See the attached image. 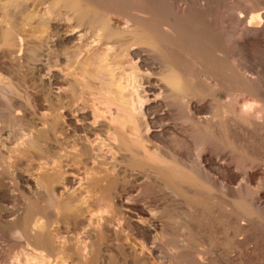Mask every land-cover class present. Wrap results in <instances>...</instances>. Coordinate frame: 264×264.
<instances>
[{
    "label": "bare ground",
    "instance_id": "6f19581e",
    "mask_svg": "<svg viewBox=\"0 0 264 264\" xmlns=\"http://www.w3.org/2000/svg\"><path fill=\"white\" fill-rule=\"evenodd\" d=\"M231 1L227 46L208 0H0V210L24 205L3 215L24 242L10 240L15 264L72 250L124 264L109 243L124 223L132 264H264V68L251 55L264 0ZM24 159L37 168L17 169ZM103 173L144 178L164 207L110 182L84 210ZM60 220L90 227L59 239Z\"/></svg>",
    "mask_w": 264,
    "mask_h": 264
},
{
    "label": "rangeland",
    "instance_id": "374dc122",
    "mask_svg": "<svg viewBox=\"0 0 264 264\" xmlns=\"http://www.w3.org/2000/svg\"><path fill=\"white\" fill-rule=\"evenodd\" d=\"M208 1H210L211 2V4H212V7H213V10H214V13H215V11L217 12L216 14H214L215 15V20H216V23L218 24L217 26H219L218 27V29H219V31L221 32V34L223 33H225L224 35L225 36H227V40H228V43H227V46H231L233 43H234V40H237V38H238V34H239V32H240V30H239V27L236 25V24H234L233 23V21L230 19L229 20V10L231 9V6H232V1L231 0H208ZM230 1V2H229ZM229 3H230V5H229ZM225 10H227V11H225ZM226 18V19H225ZM115 22L117 21V20H114ZM117 23H118V21H117ZM229 48V50H230V52H231V49H230V47H228ZM259 50L257 51V50H253V51H251V55H252V58L254 59V60H257V63H260L261 62V64L263 65V68H264V59H262V58H264V51L262 52V51H260L259 53ZM232 54H230V56H231ZM256 58V59H255ZM240 61H242L241 59H239ZM258 60L260 61V62H258ZM243 62V61H242ZM263 80H264V76H263ZM25 160V162H22L21 164L20 163H18V165H16L15 167L17 168V169H22L23 167V169H22V171L24 170V169H26L27 167H32V168H37V163L36 162H29L28 160H26V159H24ZM29 162V163H28ZM20 165H22L21 166V168H20ZM18 166V167H17ZM27 166V167H26ZM70 166V168L69 169H71L70 170V172H76V171H78V173H80V174H82L83 172L82 171H80L79 169H81V167L80 166H76L75 167V165H68V167ZM78 168V169H77ZM25 171V170H24ZM106 175V176H105ZM119 175H122V174H117L115 177L114 176H112V175H110V174H105V173H103L101 176L102 177H100V179H99V184H96V185H94V186H92V187H90L89 189H88V192L87 193H85V192H82L81 194H82V201H83V203H80V205L79 206H81L84 210L86 209V210H94V209H96V207H97V203L95 204V201H97L98 200V198L103 194V191L105 190V188L107 187V184L109 185L110 184V182L112 183V182H114V183H117L116 185H117V187L119 188V190H120V194L123 196V198L126 196V195H129V196H134V194H136V192L139 190V195H140V202H142V204L143 205H145L149 210H151L152 209V211L153 212H159V211H161V209L164 207V204H165V199H167V197H168V195H167V193H165V192H147V193H144L143 191H142V188H143V186H144V184H145V181H144V178H140V179H138V180H135L134 178H133V176H132V174L131 173H129V174H127L125 177L122 175V177L121 176H119ZM108 176V177H107ZM111 176V177H110ZM123 177H124V179H123ZM116 178V179H115ZM127 178V179H126ZM112 179L114 180V181H112ZM118 181V182H117ZM60 182H61V180H60ZM101 182V183H100ZM140 183V184H139ZM121 185V186H120ZM101 187V189H99ZM137 187L139 188L140 187V189H137ZM100 190V191H98V189ZM121 189H123V190H121ZM102 190V191H101ZM123 191V192H122ZM135 192V193H134ZM143 192V193H142ZM162 193V194H161ZM125 194V195H124ZM148 194V195H147ZM159 194V195H158ZM145 195H147V196H145ZM167 195V196H166ZM165 196V198H163ZM98 197V198H97ZM84 198H85V200H84ZM163 199V200H162ZM82 201H80V202H82ZM163 201H165L164 202V204H163ZM85 202V203H84ZM79 203V202H78ZM10 204H11V206H10ZM78 205V204H77ZM96 205V206H95ZM11 207V208H10ZM87 207V208H86ZM95 207V208H94ZM90 208V209H89ZM17 210V211H16ZM158 210V211H157ZM3 211H5V212H3ZM8 211H11L10 213H13L14 215H16L17 217H20L22 214H23V211H24V205L23 204H21V195H18V196H16V198H15V200H14V202H12V203H9V205L7 204V206L5 207V210H0V264H15V262H13L14 260H13V258L11 257V255L10 254H13V252L12 253H10L8 256L6 255L7 254V252H8V250H7V248L9 249L11 246V242L12 243H17L18 245L20 244V245H23L24 246V242H22L23 240V238L22 237H20V236H18V237H20V240H17L16 239V237H11L10 238V236L7 238L6 237V235H4V230H3V227H4V216H6V214H7V212ZM22 212V213H21ZM20 214V215H19ZM4 215V216H3ZM109 215V218H111L112 217V214H108ZM4 218V219H3ZM3 220V221H2ZM59 222H61V223H59ZM64 223V224H63ZM3 224V225H2ZM69 224V225H68ZM125 224V223H124ZM124 224H122L120 227H121V229H126L125 231L124 230H122L123 232L121 233V235H119L120 237H116V238H112L111 240H110V244H111V247H110V249H111V252L112 253H116L115 252V250L118 252L119 251V249L120 248H123L122 250H120V251H124L125 249H126V252L125 253H127V252H129L130 253V251H131V247L133 246V243H134V241H133V238H131L130 236H131V233H130V231H129V229L127 228V226H126V224L124 225ZM88 225V226H87ZM117 225H118V223H116L115 224V227H117ZM123 225H124V227H123ZM125 226H126V228H125ZM88 227H90V225H89V222L87 221V223H86V225L84 226V228H82L81 230L79 229H75L74 228V226L72 225L71 226V224L70 223H68V222H63V220H60V221H58L56 224H53V226H52V230H53V232H54V234H56V235H58V238L59 239H62V238H65V237H67L68 235L69 236H73V237H75V238H78V237H82V236H84V234L86 233L85 231H87L88 230ZM126 231H127V233H126ZM85 232V233H84ZM3 235V236H2ZM124 235H125V237H124ZM130 235V236H129ZM68 236V237H69ZM124 238H123V237ZM129 236V237H128ZM13 238H14V240H13ZM127 238V239H126ZM8 239V241H6ZM10 240H11V242H10ZM17 240V241H16ZM20 242V243H19ZM131 242V243H130ZM23 243V244H22ZM10 244V245H9ZM109 244V245H110ZM121 245H123V246H121ZM129 245V246H128ZM120 246V247H119ZM124 246H126L125 248H124ZM112 247H113V249H112ZM116 248H118V249H116ZM18 249V248H17ZM115 249V250H114ZM10 250V249H9ZM113 250V251H112ZM72 252H74V253H72ZM124 252H123V257H124V264H132V257H131V253H130V255L129 254H124ZM70 253V255L69 254H67L66 256H64V257H61V255H59V256H56V255H53L52 257L50 256L49 257V259H50V262H52V261H55V262H64L63 264H78L79 263V261L78 262H76L77 260H78V258H79V256H78V253H77V250H72L71 252H69ZM129 255V256H128ZM56 256V257H55ZM72 256V257H71ZM75 256V257H74ZM128 256V257H127ZM55 257V258H54ZM69 257V258H68ZM61 258V259H60ZM63 258V259H62ZM65 258V259H64ZM77 258V259H76ZM59 259V260H58ZM131 261V262H130ZM55 262H52V263H55Z\"/></svg>",
    "mask_w": 264,
    "mask_h": 264
}]
</instances>
